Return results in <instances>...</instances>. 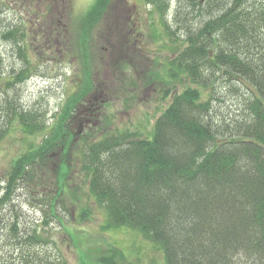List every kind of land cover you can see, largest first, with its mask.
I'll return each instance as SVG.
<instances>
[{
	"label": "trees",
	"instance_id": "obj_1",
	"mask_svg": "<svg viewBox=\"0 0 264 264\" xmlns=\"http://www.w3.org/2000/svg\"><path fill=\"white\" fill-rule=\"evenodd\" d=\"M145 2L174 43L164 71L168 87L163 92L169 102L155 119L150 137L133 130L81 135L79 165L88 192L105 209L103 229L137 231L160 248L164 264H264V1L177 0L174 13L170 0ZM112 4L113 0H93L83 22L90 28L103 26L106 33L109 19L113 21ZM194 12L202 17L196 25L179 24L181 15L190 21ZM126 26L125 34L132 30V25ZM114 28L120 32L124 22ZM18 29L7 27L0 36L19 47ZM108 42L112 48L113 42ZM85 51L77 57L87 61ZM2 67L0 53V73ZM26 69L14 76L15 83L25 80ZM85 82L51 133L11 162L0 185V223L3 207L21 181L31 182L50 215L57 216L67 148L74 144V136L66 131L75 109L71 103L78 105L90 92L92 81L86 76ZM15 83L7 80L6 86ZM225 89L235 107L223 114L214 104L225 101ZM12 101L7 97L0 102L7 122L16 118L27 134L47 127L37 112L18 109ZM6 132L0 121V141ZM49 165L52 183L42 175ZM17 219L9 218L13 240L7 243L20 250L21 264H68L63 257L50 260L37 251L35 244L47 240L35 227L18 234ZM121 257L108 253L100 262L117 264Z\"/></svg>",
	"mask_w": 264,
	"mask_h": 264
},
{
	"label": "rangeland",
	"instance_id": "obj_2",
	"mask_svg": "<svg viewBox=\"0 0 264 264\" xmlns=\"http://www.w3.org/2000/svg\"><path fill=\"white\" fill-rule=\"evenodd\" d=\"M43 2L0 0V32L7 27L19 28V47L15 41L0 36L3 61L0 102L10 97L18 109L37 112L39 121L47 126L42 132L27 134L16 118L7 122L6 116L0 114V121L7 131L0 141V185L5 182L11 162L29 147L40 144L49 131L51 133L70 98L86 84V76L92 81L91 90L81 99L79 106L71 103L75 109L71 110L72 117L66 131L74 136V144L67 148L68 157L61 174L66 177L61 195V204L66 211L57 203V216L52 217L33 184L21 181L12 199L3 207L0 260L4 264L9 261L21 264L20 250L11 242L7 243L10 238L9 218L17 216L18 234L28 233L35 227L47 242L35 244L34 248L44 252L50 260L63 257L68 264H102L103 256L113 253L122 254L117 264H164L160 248L137 231L126 227L103 229L105 209L87 190L78 151L82 144L81 135L83 137L86 133L99 135L101 132L133 130L150 137L155 119L169 102V96L163 92L168 87L164 71L174 43L166 36L157 12L145 0H113L109 9L113 21L110 23L109 19L106 33H102L103 26L90 28L83 22V15L93 0ZM170 3L174 13L177 0H170ZM194 14L193 19L188 17L190 21L181 15L179 24L185 21L187 25H196L202 17L198 12ZM172 21L170 16L169 22ZM123 22V31L117 32L114 25L122 26ZM125 24L127 28L132 25V30L128 28L126 34L123 33ZM178 34L182 36L181 32ZM108 41L113 42L112 48ZM122 41L128 46L121 47ZM102 45L109 49L104 50ZM82 50H86L87 61L77 57ZM22 68H27L28 76L22 83H15L14 76ZM7 80L15 84L7 87ZM224 92L225 101L214 104L223 114L235 107L230 90ZM89 111L91 115L86 117ZM42 171L52 183L54 171L51 165ZM45 212L49 216L44 215ZM45 218L46 223L43 222ZM27 247L24 245L22 252H26Z\"/></svg>",
	"mask_w": 264,
	"mask_h": 264
},
{
	"label": "water",
	"instance_id": "obj_3",
	"mask_svg": "<svg viewBox=\"0 0 264 264\" xmlns=\"http://www.w3.org/2000/svg\"><path fill=\"white\" fill-rule=\"evenodd\" d=\"M202 1V0H201Z\"/></svg>",
	"mask_w": 264,
	"mask_h": 264
}]
</instances>
